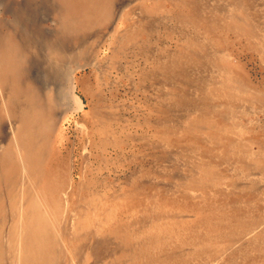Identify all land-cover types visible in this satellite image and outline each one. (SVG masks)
<instances>
[{"label":"rangeland","instance_id":"374dc122","mask_svg":"<svg viewBox=\"0 0 264 264\" xmlns=\"http://www.w3.org/2000/svg\"><path fill=\"white\" fill-rule=\"evenodd\" d=\"M23 188L44 264H264V0H0L4 256Z\"/></svg>","mask_w":264,"mask_h":264},{"label":"bare ground","instance_id":"6f19581e","mask_svg":"<svg viewBox=\"0 0 264 264\" xmlns=\"http://www.w3.org/2000/svg\"><path fill=\"white\" fill-rule=\"evenodd\" d=\"M75 69L76 68L74 67L70 71L69 86H71V95L68 97H70L74 101L76 110H81L85 107V102L76 90L77 80H75L74 75ZM20 196L22 203V214L19 220L20 241L17 248L14 249V253L9 254V256H7L8 253H6L5 256L2 253L0 254V264H6V261L11 262L10 264H44V261H46L48 257H50L51 252L55 251V249L53 250V246L56 240L57 242L60 241L62 243V246L65 244V249L69 251L63 237L59 236V234L54 231L53 228H51L52 226L48 224L44 217L40 215L36 200L34 198L28 199V194L26 193L24 188L22 189ZM25 207L29 209L27 211V214L30 215L29 218L32 222L31 224L33 225V228L23 224L25 223L23 222V212ZM33 229H35L34 232ZM23 239V244L25 246H23L21 242Z\"/></svg>","mask_w":264,"mask_h":264}]
</instances>
